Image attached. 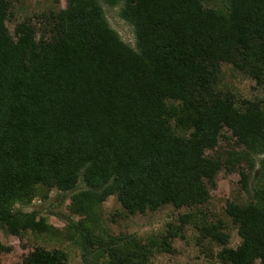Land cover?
<instances>
[{
  "label": "trees",
  "instance_id": "16d2710c",
  "mask_svg": "<svg viewBox=\"0 0 264 264\" xmlns=\"http://www.w3.org/2000/svg\"><path fill=\"white\" fill-rule=\"evenodd\" d=\"M103 1L121 7L135 48L111 28L100 0H67L51 18V40L40 41L28 22L11 36L10 0H0V233L54 235L38 213L16 207L56 189L63 201L75 193L82 219L66 228L84 264H148L151 247L136 237L95 234V208L113 196L130 215L203 206L225 170L239 173L250 202L227 204L242 243L218 258L264 264V98L239 105L219 89L223 64L264 86V0H227L223 11L201 0ZM225 130L239 150L208 158ZM200 231L228 244L222 223ZM10 251L0 241V254ZM22 264L69 263L61 250L36 248Z\"/></svg>",
  "mask_w": 264,
  "mask_h": 264
},
{
  "label": "rangeland",
  "instance_id": "374dc122",
  "mask_svg": "<svg viewBox=\"0 0 264 264\" xmlns=\"http://www.w3.org/2000/svg\"><path fill=\"white\" fill-rule=\"evenodd\" d=\"M207 9L223 11L227 0H201ZM100 3L105 12L111 28L118 33L120 38L135 48V35L133 28L123 21L120 16L121 7L112 8L103 0ZM67 0H10V17L7 27L11 36L16 40L15 28L17 24L28 22L37 32V40H51V18L64 10ZM220 91L232 95L241 104L244 101H257L264 98V86H260L246 73L236 70L229 64H223L220 80ZM172 128L176 135L188 137V133ZM232 139L230 131L225 130L220 138L218 146L214 150L206 152V156L212 159L227 158L232 150H239ZM245 170V165L242 166ZM251 188L256 186L251 181ZM82 181L78 191H84ZM75 193L66 195L67 200H62L61 193L56 190H38L36 197L29 207L18 205L17 210L25 213L36 212L40 217L54 226V235L26 234L22 239L0 233L1 243L10 248L8 253L0 254V264H22L28 255L36 248L48 251L61 250L66 253L69 264H84L82 249L71 232L66 228V220L80 221L82 218L75 214L71 197ZM211 199L203 206L185 207L180 210L172 205L162 207L156 212L145 214H128L121 206L117 196L95 208L92 223L95 234L108 240L113 237L134 236L142 244L151 247L152 255L148 264H225L218 258L224 248L237 249L242 240L238 233V226L226 214L228 203L247 205L249 197L243 190L241 178L238 172L228 173L221 171L216 178V188L210 190ZM189 216V223L181 224V218ZM85 219V218H84ZM222 223L224 232L228 236V244L221 246L217 242L204 239L201 236V228L206 225ZM169 233L177 234L170 239L167 248L162 245ZM154 245V247H153ZM106 261L95 264H105ZM255 264H260L257 261Z\"/></svg>",
  "mask_w": 264,
  "mask_h": 264
}]
</instances>
